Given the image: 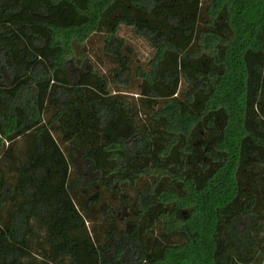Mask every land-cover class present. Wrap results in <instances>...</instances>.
Here are the masks:
<instances>
[{
  "label": "trees",
  "instance_id": "obj_1",
  "mask_svg": "<svg viewBox=\"0 0 264 264\" xmlns=\"http://www.w3.org/2000/svg\"><path fill=\"white\" fill-rule=\"evenodd\" d=\"M0 264H264V0H0Z\"/></svg>",
  "mask_w": 264,
  "mask_h": 264
},
{
  "label": "rangeland",
  "instance_id": "obj_2",
  "mask_svg": "<svg viewBox=\"0 0 264 264\" xmlns=\"http://www.w3.org/2000/svg\"><path fill=\"white\" fill-rule=\"evenodd\" d=\"M121 34L128 38V40L137 49L138 57L145 61L151 55V49L139 38H134L128 29H124ZM88 48L91 56L95 59L96 64L101 67L104 71H109L113 64L112 62L104 56L103 53V37L102 35H93L88 41ZM136 91V89H133ZM82 171H84L83 163L79 162Z\"/></svg>",
  "mask_w": 264,
  "mask_h": 264
}]
</instances>
